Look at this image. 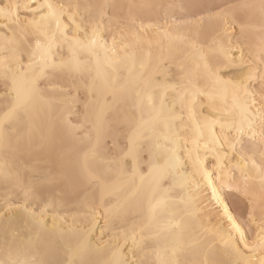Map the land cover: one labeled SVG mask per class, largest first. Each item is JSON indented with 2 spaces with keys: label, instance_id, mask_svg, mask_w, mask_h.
Returning a JSON list of instances; mask_svg holds the SVG:
<instances>
[{
  "label": "snow or ice",
  "instance_id": "snow-or-ice-1",
  "mask_svg": "<svg viewBox=\"0 0 264 264\" xmlns=\"http://www.w3.org/2000/svg\"><path fill=\"white\" fill-rule=\"evenodd\" d=\"M0 264H264V0H0Z\"/></svg>",
  "mask_w": 264,
  "mask_h": 264
}]
</instances>
